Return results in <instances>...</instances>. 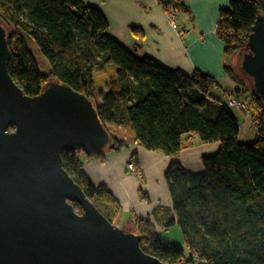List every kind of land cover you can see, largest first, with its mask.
<instances>
[{
  "label": "trees",
  "instance_id": "obj_1",
  "mask_svg": "<svg viewBox=\"0 0 264 264\" xmlns=\"http://www.w3.org/2000/svg\"><path fill=\"white\" fill-rule=\"evenodd\" d=\"M156 1L175 17L186 10L183 0ZM258 13L264 14L263 0H229L219 10L215 30L226 55L239 50ZM0 19L9 31L8 72L25 94L37 93L50 80L65 82L94 100L106 128L128 123L132 141L172 158L191 136L218 141L214 153L201 157L199 172L175 159L169 162L164 178L170 204L155 205L132 225L143 251L170 264H264V110L230 66L224 71L238 88L228 95L244 100L245 107H234L245 110L255 127L248 143L237 140L239 125L226 103L229 97L213 95L220 88L213 76L198 70L186 74L151 56L135 55L108 34L104 14L83 0H0ZM27 36L45 57L47 71L39 69ZM109 133L113 145L108 150L129 147L124 138ZM61 158L85 196L115 223L120 202L83 171V161L91 156L63 150ZM129 160L136 163V151ZM72 205L80 212L76 202ZM174 223L184 247L156 233V225Z\"/></svg>",
  "mask_w": 264,
  "mask_h": 264
},
{
  "label": "water",
  "instance_id": "obj_2",
  "mask_svg": "<svg viewBox=\"0 0 264 264\" xmlns=\"http://www.w3.org/2000/svg\"><path fill=\"white\" fill-rule=\"evenodd\" d=\"M8 36L0 19V264H170L140 248L132 225L109 221L63 168V150L97 157L113 145L94 100L57 79L25 94L8 72ZM235 62L264 110L263 13Z\"/></svg>",
  "mask_w": 264,
  "mask_h": 264
},
{
  "label": "crops",
  "instance_id": "obj_3",
  "mask_svg": "<svg viewBox=\"0 0 264 264\" xmlns=\"http://www.w3.org/2000/svg\"><path fill=\"white\" fill-rule=\"evenodd\" d=\"M83 1L104 14L108 34L135 55L151 56L161 64L186 74L198 70L213 76L220 85L213 95L222 100L238 88L224 71V66L230 64L224 53L223 41L215 30L219 10L227 7L229 0H186V10L175 17L178 28L165 24L166 14L156 0ZM102 86L106 88L104 83ZM232 107L229 109L239 125L238 140L241 123ZM240 111L250 120L245 110ZM107 128L117 137L125 138L119 134L121 128L129 130V137L132 136L128 123H108ZM113 129H118L117 133ZM190 140L189 145L172 158L158 150H147L130 139L129 147L125 149L107 150L102 158L84 160L83 171L93 185L107 187L121 204L117 217L125 226L133 225L137 217L146 218L155 205H169L164 172L171 160L179 161L189 171L199 172L202 169L201 157L214 153L219 147L218 141L203 142L197 136H191ZM132 151H136L134 164L141 171L140 177L127 169Z\"/></svg>",
  "mask_w": 264,
  "mask_h": 264
},
{
  "label": "rangeland",
  "instance_id": "obj_4",
  "mask_svg": "<svg viewBox=\"0 0 264 264\" xmlns=\"http://www.w3.org/2000/svg\"><path fill=\"white\" fill-rule=\"evenodd\" d=\"M183 1L185 2L186 0H183ZM180 13L181 12H177L176 15L179 16ZM178 27H179V25H177L176 28H178ZM27 44H28V46H29V48H30V50L32 52V55L34 56L35 60L37 61L39 69L41 71H43V72L47 71L49 66H48V63H47L45 57L41 54V52L39 51V49H38L36 43L33 41V39L28 37V36H27ZM237 52H238V49H235L232 53L227 55L228 62L230 64L231 69L233 70V72L239 78L242 79L245 91L246 90L248 91L249 90V86L247 84V81L244 79V77H242L241 72L238 69L239 67L234 63L235 55H236ZM248 92H245V93H248ZM230 97H233V96H229V98ZM231 109L233 110L234 114L238 117V119H239V121L241 123L238 141L239 142H243V143L251 142L253 140L254 136H255V127H254V125L251 123V121L249 119H247L243 115V113L240 111L239 108L232 107ZM117 130L113 129V131H116V133H117ZM119 134H121L120 136H125V138H124L125 141H127V143H130V138L131 137H129V130H127L125 128H121V131L119 132ZM169 204H170V202H169ZM115 224L120 226V227L124 226V223H123V221L121 220L120 217H117L115 219ZM155 228H156V233L160 237H162L164 240H166V241H168L170 243L176 244V245H180L182 247L185 246L184 242H183V237H182L181 230H180L179 226L176 223H174L173 225H171L170 227H167V228L159 226V225H156Z\"/></svg>",
  "mask_w": 264,
  "mask_h": 264
},
{
  "label": "built area",
  "instance_id": "obj_5",
  "mask_svg": "<svg viewBox=\"0 0 264 264\" xmlns=\"http://www.w3.org/2000/svg\"><path fill=\"white\" fill-rule=\"evenodd\" d=\"M166 17H165V24L168 27H172V28H176L177 27V23L175 20V14L172 12H167L165 13ZM228 106H240V107H245V102L243 99L238 100L236 97H230L227 101H226ZM127 169L132 172L133 174H135L136 176L140 177L141 176V171L139 169H137L134 165V162L129 160L127 162Z\"/></svg>",
  "mask_w": 264,
  "mask_h": 264
}]
</instances>
